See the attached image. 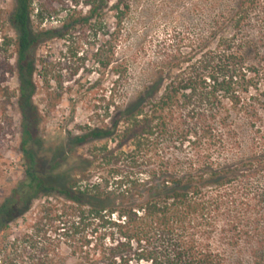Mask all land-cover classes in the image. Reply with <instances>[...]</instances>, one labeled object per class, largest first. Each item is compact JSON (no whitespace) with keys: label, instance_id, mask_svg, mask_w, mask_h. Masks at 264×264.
<instances>
[{"label":"trees","instance_id":"1","mask_svg":"<svg viewBox=\"0 0 264 264\" xmlns=\"http://www.w3.org/2000/svg\"><path fill=\"white\" fill-rule=\"evenodd\" d=\"M12 3L0 6V152L18 134L23 177L0 201V264H227L230 253L264 264V0H209L199 53L167 54L130 97L115 59L128 0ZM102 30L112 116L43 148L33 97L48 81L36 79L35 50ZM103 139L114 146L69 163ZM156 140L191 153L140 163Z\"/></svg>","mask_w":264,"mask_h":264},{"label":"rangeland","instance_id":"2","mask_svg":"<svg viewBox=\"0 0 264 264\" xmlns=\"http://www.w3.org/2000/svg\"><path fill=\"white\" fill-rule=\"evenodd\" d=\"M128 1L131 10L115 59L117 63L127 65L126 76L118 83V87L124 86L125 93L130 97L146 79L158 74L167 54L180 53V60H186L199 53L206 36L209 0ZM0 6L10 10L12 0H0ZM107 18L108 23H111L109 15ZM47 25L56 26L58 22L53 20ZM108 42L105 30H102L85 38L53 39L36 48V79L39 74L41 79L45 77L48 81L47 84L38 83L33 97L41 115L39 135L43 148L55 149L64 143L68 134L77 133L79 128L102 127L112 116V104L119 97L118 93L113 97L110 94L116 75L112 69L97 65V59L107 54ZM10 85L15 86V79L10 81ZM14 123H19L17 112L14 113ZM18 143L17 134L13 150L0 152V201L10 194L23 177V161L17 151ZM103 144L114 146V142L106 139L87 143L76 149L69 163L77 155L87 154L91 147ZM130 149V144L123 147L125 151ZM148 149L146 161L140 163L151 165L162 156L191 153L187 141L179 146L156 140L149 144ZM20 225V221L17 225L13 224L11 231H16ZM227 264L249 263L245 257L236 258L230 253L227 255Z\"/></svg>","mask_w":264,"mask_h":264}]
</instances>
